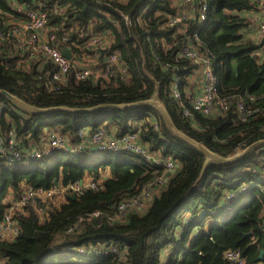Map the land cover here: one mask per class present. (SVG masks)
I'll return each mask as SVG.
<instances>
[{
  "label": "trees",
  "instance_id": "trees-1",
  "mask_svg": "<svg viewBox=\"0 0 264 264\" xmlns=\"http://www.w3.org/2000/svg\"><path fill=\"white\" fill-rule=\"evenodd\" d=\"M17 1L31 7L39 0ZM176 1L49 0V5L67 9L71 40L84 43L96 35L105 39L108 52H89L87 62L104 64L117 52L127 68V77L115 81H77L72 72L66 86L50 91L38 80L36 65L22 63L7 39V23L16 12L0 0L5 12L0 24V92L41 111L68 110L37 114L0 94V139L13 130L20 146L28 148L31 141L40 143L45 131L66 137L71 145L80 143L85 132L103 130L113 138L136 133L137 141L152 154L171 156L179 164L167 183L155 188L158 192L147 211L132 212L124 221L109 218L117 217L121 203L164 178L162 168L138 156L114 152L76 156L54 152L40 161L0 165V220L8 209L6 198L25 186L51 190L87 177L104 178L100 190L75 198L66 195L61 203L54 197L26 206L16 215L17 237L0 242V264H229L224 257L228 250L239 251L247 264H264V257L257 262L264 251V180L260 176L264 150L230 165L206 167L207 157L176 137L155 108L87 111L138 104L158 94L176 129L220 158L229 159L264 140V58L259 55L264 46L248 35L254 25L250 14L259 8L256 0H204L208 20L197 35L196 47L214 61L219 94L228 105L212 117L191 109L187 91L194 89L191 78L198 67L176 58L187 37L175 39L173 31L161 28L177 14ZM60 20L50 14L51 25L58 26ZM81 32L88 38L80 40ZM175 77L181 80L182 102L171 93ZM240 100L252 113L244 123L237 121ZM184 108L191 109L192 117L184 116ZM229 194L233 196L227 202ZM94 212L101 216L85 222L82 230L67 233L80 218ZM113 244L117 254L93 255L92 247ZM81 248L85 254L79 252Z\"/></svg>",
  "mask_w": 264,
  "mask_h": 264
},
{
  "label": "built area",
  "instance_id": "built-area-1",
  "mask_svg": "<svg viewBox=\"0 0 264 264\" xmlns=\"http://www.w3.org/2000/svg\"><path fill=\"white\" fill-rule=\"evenodd\" d=\"M6 1L11 10L16 12L12 20L7 23L10 31L6 37L13 42L17 54L22 57V63H26L27 66L29 64L36 65L39 72L38 80L46 89L54 91L63 88L69 82L72 72H74L77 81L89 79L95 82H99L101 79H113L115 81L127 77L126 65L117 52L110 54L104 64L87 62L86 55L89 52L102 51V55H104L103 53L107 49L106 41L100 35L90 37L84 43L71 40L72 32L67 29L66 8H60L55 4L49 5V0H39L31 7L20 5L17 0ZM256 2L259 5L258 30L263 38L262 41H264V0H256ZM208 10L209 6L204 0H180L177 14L166 20L161 28L173 31V38L175 39L187 37L186 43L177 51L176 58L198 67L195 75L191 78L194 89L187 91L191 109L205 117H212L221 114L228 105L219 94V81L215 74L214 61L196 47L195 40L208 20ZM51 13L53 16L57 15L61 18L58 26L50 24ZM3 17H5V12L0 9V24ZM124 18L128 21V17ZM1 34L2 31L0 30ZM88 36V34L81 32L79 38L84 40ZM170 48H173L172 45ZM63 50L71 54V59L63 55ZM181 88L180 78L175 77L171 86V93L173 98L179 102L183 100ZM250 100L254 101L255 99L251 97ZM236 108L238 123H244L252 116V113L247 109L245 100L237 102ZM191 109L184 108L185 117H192ZM137 140L138 135L136 133L113 138L105 134L103 130H98L91 134L85 132L80 143L71 145L66 137L57 133L48 134L47 132L40 141V145L31 141L27 148L20 146L21 140L11 130L7 136L0 139V165L10 166L24 159L40 161L50 158L54 152H65L75 156L84 153L114 152L135 155L156 167L162 168L164 178L158 179L155 186L144 189L136 197L121 203L118 207L117 217L109 218L110 221H124L126 216L132 212L141 213L145 203L152 200L156 194L155 188L167 183L168 174H174L179 168V164L171 156H156ZM260 176L264 180V167L261 168ZM103 179L75 182L67 187H56L51 190L25 186L20 193L11 192L8 197L7 212L0 220V242L12 241L17 237L20 229L16 215L23 212L26 206H36L40 201H47L57 196L63 198L66 195L76 197L89 190H100ZM232 196L227 195L225 200L228 202ZM40 211L42 212L41 209ZM100 216V212H94L80 218L67 233L82 230L85 222L98 219ZM92 248L94 256L105 255V252L114 255L118 253L114 244L103 248L101 246ZM79 252L85 254V250L82 248L79 249ZM224 257L229 264H247V260L239 251L228 250Z\"/></svg>",
  "mask_w": 264,
  "mask_h": 264
},
{
  "label": "water",
  "instance_id": "water-1",
  "mask_svg": "<svg viewBox=\"0 0 264 264\" xmlns=\"http://www.w3.org/2000/svg\"><path fill=\"white\" fill-rule=\"evenodd\" d=\"M262 45L264 46V41H262ZM107 52H108V49H106L103 54H105ZM63 55L66 58L71 59V54L66 50H63ZM0 94L6 95L9 99L18 102L19 106L22 109L29 111V112H33V113H37V114H43V113L45 114L47 112H54L57 110L68 111L67 109H53V110H48V111L47 110L41 111V110L29 107V106L17 101V99H15L14 97H12L10 94H8L6 92L1 91ZM141 106H148V107L155 108L160 113L161 117L163 118V120L166 122L169 129L172 131V133L176 137H178L179 139L183 140L184 142L188 143L192 147H194V148L198 149L200 152H202L207 157L206 167H208L211 163H216L218 165H223V166L230 165V164H233V163H236L238 161L245 159L248 155H250L254 151L264 150V140H261V141H258L256 143L252 144L251 146H249L248 148H246L242 152L236 154L235 156H233L229 159L220 158V157L214 155L208 149H206L203 145L189 139L188 137H186L185 135H183L182 133H180L176 129V127L174 126L166 108L160 102L158 94H155V96L153 97L152 100L142 102V103H138V104L102 106V107L92 109V110H87V111L94 112V111H99L102 109L125 110V109H135V108H138ZM171 175L172 174H168L169 177ZM73 198H75V197H73ZM263 257H264V251L261 252L260 257L258 258L257 262L261 261L263 259Z\"/></svg>",
  "mask_w": 264,
  "mask_h": 264
},
{
  "label": "crops",
  "instance_id": "crops-1",
  "mask_svg": "<svg viewBox=\"0 0 264 264\" xmlns=\"http://www.w3.org/2000/svg\"><path fill=\"white\" fill-rule=\"evenodd\" d=\"M259 8L258 10L255 12V13H251L250 15H253V19H254V25L251 27V29L248 31V35L249 37L253 38V39H258V40H261V43H262V40L263 38L260 36L259 34V21H258V16H259ZM260 55V58L263 59L264 58V53H259ZM113 132V131H112ZM40 145V143H39Z\"/></svg>",
  "mask_w": 264,
  "mask_h": 264
},
{
  "label": "rangeland",
  "instance_id": "rangeland-1",
  "mask_svg": "<svg viewBox=\"0 0 264 264\" xmlns=\"http://www.w3.org/2000/svg\"><path fill=\"white\" fill-rule=\"evenodd\" d=\"M175 3H176L177 6H179V4H180V2H179L178 0H177ZM47 132H48V131H45L44 133H47ZM88 180H90L89 177H87V180H86V181L88 182ZM157 192H158V190H156V193H157ZM9 200H10V199H9ZM56 200H58L57 203H61V202L64 201V200H63V197H61V196H57V197H56ZM150 201H151V200H149V201H147V202L145 203V206H144V208H143V210H142L141 213H144V212L147 210ZM5 204H8V198H6ZM41 214H42V213H41ZM41 216H42V215H41Z\"/></svg>",
  "mask_w": 264,
  "mask_h": 264
}]
</instances>
